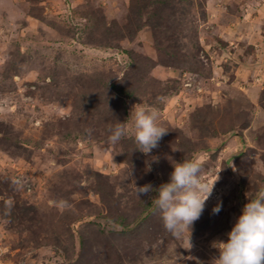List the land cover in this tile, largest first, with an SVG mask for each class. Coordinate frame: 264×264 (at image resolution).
<instances>
[{
	"label": "rangeland",
	"instance_id": "obj_1",
	"mask_svg": "<svg viewBox=\"0 0 264 264\" xmlns=\"http://www.w3.org/2000/svg\"><path fill=\"white\" fill-rule=\"evenodd\" d=\"M134 105L169 130L147 155ZM171 158L219 175L179 238L136 194ZM261 188L264 0H0V264H215Z\"/></svg>",
	"mask_w": 264,
	"mask_h": 264
},
{
	"label": "clouds",
	"instance_id": "obj_2",
	"mask_svg": "<svg viewBox=\"0 0 264 264\" xmlns=\"http://www.w3.org/2000/svg\"><path fill=\"white\" fill-rule=\"evenodd\" d=\"M128 118L132 120L131 132L136 149L146 155L159 146L160 140L169 131L158 123L157 112L142 106L134 105ZM107 131L110 133L108 142L116 144L128 136L130 129L125 122L118 120ZM169 160L173 167L169 182L162 183L158 188H153L151 183L136 186V194L150 196V193H156L154 212L159 214L164 228L179 238L185 231H191L194 222L201 217L219 175L209 183L202 175L203 161L195 158L182 162ZM221 207L218 201L212 213L218 214ZM227 236V241L213 242V247L219 251L214 258L215 264H264V188L255 198L248 197Z\"/></svg>",
	"mask_w": 264,
	"mask_h": 264
}]
</instances>
